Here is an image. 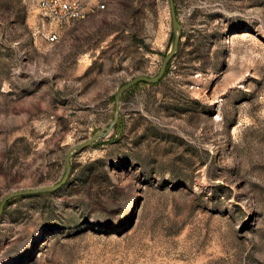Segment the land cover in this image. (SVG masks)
<instances>
[{"label": "rangeland", "instance_id": "obj_1", "mask_svg": "<svg viewBox=\"0 0 264 264\" xmlns=\"http://www.w3.org/2000/svg\"><path fill=\"white\" fill-rule=\"evenodd\" d=\"M116 0L61 29L0 0V264H264V0ZM57 39L48 40L51 32Z\"/></svg>", "mask_w": 264, "mask_h": 264}, {"label": "built area", "instance_id": "obj_2", "mask_svg": "<svg viewBox=\"0 0 264 264\" xmlns=\"http://www.w3.org/2000/svg\"><path fill=\"white\" fill-rule=\"evenodd\" d=\"M35 6L40 15L57 28H67L89 18L110 12L116 0H25ZM57 39L52 31L48 40Z\"/></svg>", "mask_w": 264, "mask_h": 264}, {"label": "water", "instance_id": "obj_3", "mask_svg": "<svg viewBox=\"0 0 264 264\" xmlns=\"http://www.w3.org/2000/svg\"><path fill=\"white\" fill-rule=\"evenodd\" d=\"M170 3H171V6H172L173 27H174V30H175V42H174V46H173L172 51L164 59L163 65L161 67V70H160V73L158 74V76H156L154 78L139 77V78L134 79L130 83L126 84L125 86H123L118 91V93H117V95L115 97V101L117 103L119 102L120 96L124 92H126L127 90L131 89L132 87H134V86H136V85H138L140 83H148V84H157V83H159L164 78L169 63L177 55V53L179 51L180 42H181L182 26L179 23V21L177 19V16L175 14L173 0H170ZM118 118H119V113H118V110L116 109L112 121L108 124V126L106 128H104L102 131H100L99 133H97L94 136H92L90 138V140H88L87 142L82 143V144L78 145L77 147H75L73 149V151H71L69 153V155L66 158V163H65V172H66V174H65V176L62 179L60 184L52 186V187H48V188H40V189H37V190L23 191V192H19V193H15V194L9 195L0 204V217H1L2 213H3L4 206L11 199H14V198H17V197H22V196H34V195H38V194H45V193L54 192V191L58 190L67 180L68 174H69L70 169H71V167H70V158H71L72 154L80 152V151L88 148L96 140H98L100 138H104L114 128V126L117 124Z\"/></svg>", "mask_w": 264, "mask_h": 264}]
</instances>
